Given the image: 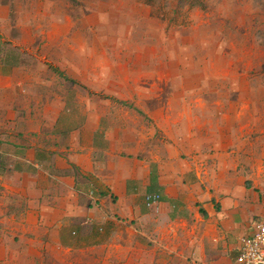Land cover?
<instances>
[{
    "label": "crops",
    "instance_id": "obj_1",
    "mask_svg": "<svg viewBox=\"0 0 264 264\" xmlns=\"http://www.w3.org/2000/svg\"><path fill=\"white\" fill-rule=\"evenodd\" d=\"M68 19L64 0H0V264L234 261L264 215V81L158 119L162 138L110 86L64 89L86 78Z\"/></svg>",
    "mask_w": 264,
    "mask_h": 264
},
{
    "label": "rangeland",
    "instance_id": "obj_2",
    "mask_svg": "<svg viewBox=\"0 0 264 264\" xmlns=\"http://www.w3.org/2000/svg\"><path fill=\"white\" fill-rule=\"evenodd\" d=\"M64 9L76 44L64 57L86 75L79 83L65 79L64 89L86 103L104 97L93 91L96 84L110 86L114 102L144 105L133 112L148 121L150 134L156 129L163 138L158 119H187L189 104L201 98H236L249 76L264 81V0H156L155 7L144 0H64ZM98 64L101 79H93ZM75 85L84 91H71ZM129 112L117 107L118 115Z\"/></svg>",
    "mask_w": 264,
    "mask_h": 264
},
{
    "label": "built area",
    "instance_id": "obj_3",
    "mask_svg": "<svg viewBox=\"0 0 264 264\" xmlns=\"http://www.w3.org/2000/svg\"><path fill=\"white\" fill-rule=\"evenodd\" d=\"M160 194H149L147 201L152 204L160 199ZM197 264H218L211 261H199ZM228 264H264V215L256 224L251 236L242 238L241 248L236 259Z\"/></svg>",
    "mask_w": 264,
    "mask_h": 264
},
{
    "label": "trees",
    "instance_id": "obj_4",
    "mask_svg": "<svg viewBox=\"0 0 264 264\" xmlns=\"http://www.w3.org/2000/svg\"><path fill=\"white\" fill-rule=\"evenodd\" d=\"M145 3L149 4V5H152L153 7L156 6V0H144ZM193 2L190 4V6L193 7ZM68 80H71V79H68ZM72 81H75V80H72Z\"/></svg>",
    "mask_w": 264,
    "mask_h": 264
}]
</instances>
